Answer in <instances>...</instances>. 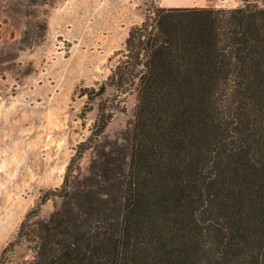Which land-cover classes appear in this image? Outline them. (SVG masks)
<instances>
[{
  "label": "trees",
  "instance_id": "trees-1",
  "mask_svg": "<svg viewBox=\"0 0 264 264\" xmlns=\"http://www.w3.org/2000/svg\"><path fill=\"white\" fill-rule=\"evenodd\" d=\"M240 1L153 5L129 27L105 83L83 89L90 133L41 197L60 204L27 211L0 264L23 241L30 264H264V0ZM126 93L122 142L79 178Z\"/></svg>",
  "mask_w": 264,
  "mask_h": 264
},
{
  "label": "rangeland",
  "instance_id": "rangeland-1",
  "mask_svg": "<svg viewBox=\"0 0 264 264\" xmlns=\"http://www.w3.org/2000/svg\"><path fill=\"white\" fill-rule=\"evenodd\" d=\"M153 5L235 7L240 0H0V253L27 211L47 218L74 148L90 133L97 100L83 89L103 85L129 27ZM113 89L106 88L105 95ZM122 94L97 145L80 159L81 178L103 149L122 142L136 108ZM4 155H6L4 157ZM23 241L5 264H30Z\"/></svg>",
  "mask_w": 264,
  "mask_h": 264
},
{
  "label": "bare ground",
  "instance_id": "bare-ground-1",
  "mask_svg": "<svg viewBox=\"0 0 264 264\" xmlns=\"http://www.w3.org/2000/svg\"><path fill=\"white\" fill-rule=\"evenodd\" d=\"M6 155H4V157H5Z\"/></svg>",
  "mask_w": 264,
  "mask_h": 264
}]
</instances>
